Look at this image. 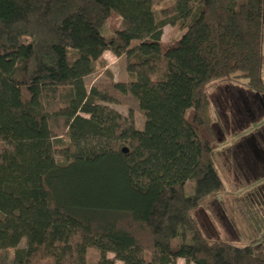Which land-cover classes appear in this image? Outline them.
I'll use <instances>...</instances> for the list:
<instances>
[{"label": "trees", "instance_id": "trees-1", "mask_svg": "<svg viewBox=\"0 0 264 264\" xmlns=\"http://www.w3.org/2000/svg\"><path fill=\"white\" fill-rule=\"evenodd\" d=\"M108 51L128 81L88 88ZM263 75L264 0H0V264H264L197 216L227 192L210 85Z\"/></svg>", "mask_w": 264, "mask_h": 264}, {"label": "rangeland", "instance_id": "rangeland-1", "mask_svg": "<svg viewBox=\"0 0 264 264\" xmlns=\"http://www.w3.org/2000/svg\"><path fill=\"white\" fill-rule=\"evenodd\" d=\"M172 5V1L159 4L156 7L158 15L161 9L170 8ZM122 27L121 19L113 16L108 21L106 29L108 33H111ZM183 33L184 31L179 26H167L164 29L162 42L164 45L173 43ZM104 62V68L86 79L88 88L95 84L111 81L118 83L128 81L126 57H117L108 51L104 54ZM238 81L239 84L235 85L222 81L210 85L214 115L224 129L219 126L215 128L219 141L217 152L220 175L227 186V192L219 198L210 210L198 212L197 216L209 238L226 240L240 247L254 245L255 248H258V246L264 244V231L259 230L260 232H258L254 229L256 228L254 227L255 221L248 214L250 215L249 210L251 207L255 208V211H259L260 216L257 218V225L259 228L264 229V171L259 174H249L246 178L236 176L233 168L235 163L233 152L236 149L234 143L238 139V135L249 136L256 129L264 126V111L256 114L254 118L247 117L245 98L250 95L248 94L249 90L247 91V81L244 79ZM111 107L123 116L129 115V111L125 106L112 105ZM135 121L139 129L144 128L145 120L143 116L136 114ZM192 185L193 183H189L187 186L189 194L192 192ZM261 217L263 222L260 221ZM25 246L26 242L23 241L20 247L24 248ZM99 256V251L90 249L88 251V264H97ZM13 257L14 251H11L4 257V264H14ZM177 264L186 263L179 260Z\"/></svg>", "mask_w": 264, "mask_h": 264}, {"label": "flooded vegetation", "instance_id": "flooded-vegetation-1", "mask_svg": "<svg viewBox=\"0 0 264 264\" xmlns=\"http://www.w3.org/2000/svg\"><path fill=\"white\" fill-rule=\"evenodd\" d=\"M248 94L250 95L245 98L246 115L254 118L256 114L264 111V96L250 92ZM234 146L238 150L233 157L237 176L246 178L249 174H259L264 171V126L256 129L249 136L238 135Z\"/></svg>", "mask_w": 264, "mask_h": 264}, {"label": "crops", "instance_id": "crops-1", "mask_svg": "<svg viewBox=\"0 0 264 264\" xmlns=\"http://www.w3.org/2000/svg\"><path fill=\"white\" fill-rule=\"evenodd\" d=\"M244 93H247V92H244ZM241 135V134H240ZM235 147V146H234ZM238 147V146H237ZM236 148V147H235ZM230 150V149H228ZM242 150V149H241ZM238 150L235 149L234 152H233V157H234V153H236ZM233 165V164H232ZM233 168H234V165H233ZM234 172H235V169H234ZM236 173V172H235ZM238 174V173H237ZM237 176V175H236ZM242 177V176H241ZM243 178V177H242ZM262 180V179H261ZM264 180V179H263Z\"/></svg>", "mask_w": 264, "mask_h": 264}, {"label": "water", "instance_id": "water-1", "mask_svg": "<svg viewBox=\"0 0 264 264\" xmlns=\"http://www.w3.org/2000/svg\"><path fill=\"white\" fill-rule=\"evenodd\" d=\"M124 152L126 153L127 152V149H124Z\"/></svg>", "mask_w": 264, "mask_h": 264}]
</instances>
